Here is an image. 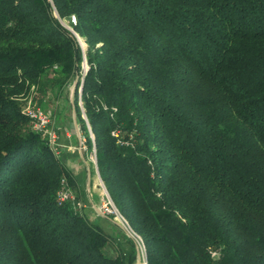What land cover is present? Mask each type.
<instances>
[{"label": "trees", "instance_id": "obj_1", "mask_svg": "<svg viewBox=\"0 0 264 264\" xmlns=\"http://www.w3.org/2000/svg\"><path fill=\"white\" fill-rule=\"evenodd\" d=\"M75 81L147 264H264V0H0V264L136 261L123 230L57 203L63 176L81 190L21 113Z\"/></svg>", "mask_w": 264, "mask_h": 264}, {"label": "built area", "instance_id": "obj_2", "mask_svg": "<svg viewBox=\"0 0 264 264\" xmlns=\"http://www.w3.org/2000/svg\"><path fill=\"white\" fill-rule=\"evenodd\" d=\"M71 22L72 24H75L74 17L71 18ZM67 28L73 34H75L73 30H71L69 27ZM76 38L81 45V39H79L77 36ZM85 71L86 67L83 68L82 76L84 75ZM21 113L28 119L31 130L44 138L49 150L55 157H58L60 154L61 145L58 143V133L53 126V121L49 114L41 108L35 106L31 97L24 100ZM112 134L116 137L118 135L117 133ZM80 144L81 150H85L84 138L82 136L80 138ZM91 160H93L94 164L96 163L94 153L91 154ZM99 181L102 184L100 178ZM56 201L59 205L69 204L75 212L82 208V204L74 196L73 191L64 176L59 181V188L56 192ZM98 211L102 216L111 218L120 227V229L123 230L125 234L133 240L136 249V261L134 264H147L146 250L142 239L131 229L125 218L119 213L103 184Z\"/></svg>", "mask_w": 264, "mask_h": 264}, {"label": "crops", "instance_id": "obj_3", "mask_svg": "<svg viewBox=\"0 0 264 264\" xmlns=\"http://www.w3.org/2000/svg\"><path fill=\"white\" fill-rule=\"evenodd\" d=\"M53 126L58 133V143L61 145L60 154L57 157L63 166L72 174L77 187L81 190L82 200L85 202L82 213L87 219L99 225L107 234L115 235L119 226L111 219L102 216L95 204L94 196L99 194L94 190L93 172L96 174L94 166L89 165L86 154L81 150V133L75 118L71 122L57 124L53 120ZM67 123V124H66ZM94 190L93 192L91 191Z\"/></svg>", "mask_w": 264, "mask_h": 264}, {"label": "rangeland", "instance_id": "obj_4", "mask_svg": "<svg viewBox=\"0 0 264 264\" xmlns=\"http://www.w3.org/2000/svg\"><path fill=\"white\" fill-rule=\"evenodd\" d=\"M62 23L66 27H68L67 22L63 21ZM81 46L82 48H84V43L82 42V40H81ZM76 85L77 82L75 81L72 84L63 87L61 91L56 90V88H47L43 92L39 90L35 91V93H33V96L31 97L32 102L35 106L47 112L51 117V119L53 120L55 119L57 124H61L64 122L69 123L71 122L72 118H75L77 122L75 107H74V94H75L74 92ZM79 105L82 106L81 102L79 103ZM77 125L79 127L78 122ZM83 152L86 154L87 162L89 163L91 168L92 166H94L96 171V174L93 172V178H94L93 184L96 186L94 190L98 194L100 193L98 196H94L95 204L98 206L100 205L102 184L99 181V176L97 174L96 166L93 163V160H91V154L85 152V150H83ZM71 189L75 197L80 196L79 193L77 192V189L75 188H71ZM94 190L91 189L92 192ZM78 200L82 204V208L80 209V211L82 212L85 202H83L81 197H79Z\"/></svg>", "mask_w": 264, "mask_h": 264}, {"label": "water", "instance_id": "obj_5", "mask_svg": "<svg viewBox=\"0 0 264 264\" xmlns=\"http://www.w3.org/2000/svg\"><path fill=\"white\" fill-rule=\"evenodd\" d=\"M74 85H75V83H74ZM95 166H96V163H95ZM96 169H97V167H96ZM97 174H98V171H97ZM98 176H99V174H98ZM100 178V177H99Z\"/></svg>", "mask_w": 264, "mask_h": 264}]
</instances>
